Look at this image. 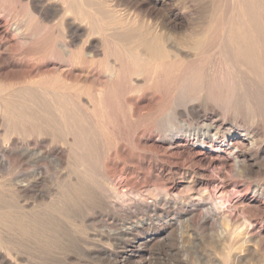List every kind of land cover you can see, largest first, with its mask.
<instances>
[{
  "label": "rangeland",
  "instance_id": "374dc122",
  "mask_svg": "<svg viewBox=\"0 0 264 264\" xmlns=\"http://www.w3.org/2000/svg\"><path fill=\"white\" fill-rule=\"evenodd\" d=\"M131 1L139 4L148 19L156 23L169 17L171 22L188 26L194 32L219 27L225 30L230 27L228 22L238 27L237 15L252 12V6L258 3V0H253L255 4L252 0ZM0 4V84L13 90L18 101L28 99L30 103L40 96L39 102L36 99L32 102L35 108L43 109L45 98L52 97L43 85L45 76L55 83L80 85L77 86L80 89L92 86L96 72L78 67L68 78L71 67L55 59L51 49L44 46L42 38L47 33L59 39L57 20L47 30L37 28V31L30 21L22 22L20 4L13 0H0ZM212 13L215 15L212 20L220 25H213ZM216 16L220 20H215ZM208 22H213L214 27ZM76 45L78 49L81 44ZM219 68L225 70L222 65ZM242 69V72L235 70L240 72L235 74L240 81L249 78L248 71ZM260 71L264 72V68ZM129 98H117L107 113L102 107L106 116L98 117L97 124L103 142L96 144L97 156L91 160L96 159L95 163L84 161L79 154L70 155L66 146L58 142L57 125L53 124L52 128L57 129H50L40 139L30 134L35 129L33 125L19 116L15 115L19 123L25 122V130L14 129L15 116L4 121L0 117V227H4L0 228L3 246L0 252H10L20 264H264V98L259 100L263 105L259 107L260 122L259 119L253 122L242 110L244 100L234 110L229 109L233 102H221L220 119L225 127L217 143L189 137V133L167 136L169 126L165 123L166 115L160 119V108L151 110L147 98L138 101L130 98V102ZM201 103L196 105L203 113L219 115L200 106ZM155 117L164 120L160 123ZM183 118L174 121L176 128L182 125L184 129H196L193 117L186 118L190 122ZM246 131L253 137L254 145L244 137ZM52 133L55 135L51 136ZM221 140L232 143L233 150L239 148L246 159L237 163L229 148L220 144ZM86 162L93 167L87 165L92 173ZM82 167L84 171L80 170ZM23 185H28V189L23 190ZM223 195L225 198H221ZM192 213L197 216L194 218ZM4 218L10 226L3 225L7 224L2 222Z\"/></svg>",
  "mask_w": 264,
  "mask_h": 264
},
{
  "label": "bare ground",
  "instance_id": "6f19581e",
  "mask_svg": "<svg viewBox=\"0 0 264 264\" xmlns=\"http://www.w3.org/2000/svg\"><path fill=\"white\" fill-rule=\"evenodd\" d=\"M13 1L21 5V14L24 19L23 21L21 19V21L27 24L30 21L29 24H31L32 27L37 26L35 27L37 31V28L47 30L49 24L57 20L56 22L58 23V29L60 31L59 39L55 38L50 32V34L45 32L47 34L45 37L43 36L44 38L42 39H44V46H48V48L51 49V53L55 56V59L69 66V68L71 67L68 78H70V74L73 75V70L78 67L88 71H90V69L93 70L97 73V78H94L90 88H84L83 86V88L80 89L77 88V86L79 87L80 85L55 83L48 80L46 76L45 78L43 77L45 80L43 85L46 87L45 89L48 93H51L49 95L52 97L47 98V102L45 98V103L43 104L44 108L41 110H39L40 105H37L39 107L37 109L35 108L36 104L32 102L33 99H36V102L40 96H38V98H33L31 100L32 104L31 102L29 103L28 99L25 100L24 97L23 99L25 101H18L19 98H16L13 90L11 91V89L5 88L6 86L4 87L0 84V117L4 121L8 118L13 119L15 115L19 116L18 118L24 121L26 120L30 126L33 125L32 127L35 129L32 128L33 130L30 131V134L37 137L39 136V138L40 136L44 137L46 132L50 129L51 131L52 129L53 131L57 129L52 128L53 124L55 127L57 125L60 132L58 133L60 135H57L60 137V141L58 142L66 146L72 156H74L73 154H79V157L87 162L97 156L95 154L98 151L97 148L99 147L97 146L99 145L96 146V144L102 141L100 140L101 131H98L99 125L97 124V118L103 115L106 116L105 113L114 106L116 99L123 96L136 99V101L141 97L147 98L151 103V106H149L151 110L154 111L156 108H160V111L158 109V114L161 112L159 117L166 115V118H164L166 119L165 123L169 126V135L167 136L172 137L181 133H189V137L192 136L197 139L201 138L203 141L208 140L210 143H217L221 138L222 129L225 127L220 119L221 113L219 110L221 107L219 104L221 102H233L229 109L234 110L235 108L237 109V104L244 100L245 109L242 107V110L251 116L253 122L258 119L259 122L262 120L259 107L263 105H261L262 101L260 103L259 100L261 99L260 97L264 98V77L262 75L264 72L261 73L260 71L264 68V0H258L256 4L254 2L255 0H252L254 2L252 4H255L252 8L250 6L252 12L246 11L248 9H242L245 10L246 13L243 14V16L237 15L239 17L238 27L235 25V22L233 23L235 26L228 22L230 25L228 28L227 24L226 28L228 29L221 30L219 27V29L216 28L211 31L205 30L202 32L190 31L188 26L187 28L180 27L174 23V20V22H171L169 17L167 20L164 19V21L163 17L162 21L160 20L159 23H156L154 20L148 19V16L145 15L147 13L144 14L141 11L140 5L131 0ZM13 6L12 3L11 9ZM232 12L234 11L232 10ZM16 15L17 14H15V16ZM213 16L215 15H211L212 18H209L212 20ZM216 17L217 18L214 17L215 20H218L219 16ZM234 17H236V15H234ZM238 17H236V19ZM14 19L16 21L17 16ZM223 21L225 22V20ZM213 22H208L211 24L212 28L214 27L213 25L217 23ZM218 25L220 24L217 23L216 26ZM204 27L206 28L207 26ZM222 28L224 29V27ZM19 30L21 31V28ZM77 43L81 44L78 49H76ZM218 65L219 67H221V65L225 67V70L224 68L221 70ZM242 68L248 71L249 78L247 75L248 79L240 81L235 78L237 77L235 74L239 72L235 70L241 69L242 72ZM86 72L87 71L84 73ZM86 76H88L87 73ZM76 77L74 75L75 80ZM35 83H37V81ZM39 89L37 88V91ZM29 92L28 90L27 93ZM31 92L33 93L34 91L31 90ZM23 94L24 92H22V95ZM17 96L19 97L18 94ZM27 96V98H29V95ZM43 96H41L42 99H44ZM198 102H202L200 106H205L214 113L217 112L219 115H207L203 113L196 105ZM139 105L140 103L136 104L137 108L141 106ZM102 107L104 108L103 111L106 110L105 113L102 112ZM129 108L132 110L134 107ZM18 112L20 113L19 115ZM151 115H153V113ZM155 115L156 113H154V116ZM17 116L13 119L14 121L16 120V127L14 126V129L19 128V130H22L25 122L19 123L16 119ZM181 117L185 119L193 117L194 121H197L196 129H184L182 125L176 128L177 125H175V127L173 123L177 122L178 119L182 120ZM155 118L158 119V117ZM162 118L160 117V119ZM160 119H158V122L164 120ZM86 121H89V123H85ZM187 121L190 122L189 120ZM165 123L162 124L164 125ZM36 124L40 125V127ZM35 125L37 127H35ZM184 126L187 125L184 123ZM23 130H25V128ZM25 134L27 135V133ZM52 135L55 134L52 133L51 136ZM249 136L250 134L246 131L244 137L252 141L253 144V137L251 138ZM54 141L56 140L54 139ZM220 144L229 148L228 151L235 157L238 161L237 163H239V160L242 158L244 160L246 159L245 154L238 150L239 148L233 150L234 146L232 143L227 144L225 141L221 140ZM95 151L96 153H94ZM58 153L56 154L59 155ZM79 157L78 159H80ZM87 162L85 163L86 167L88 165ZM92 162H94V159L91 163ZM85 164L83 166L84 168ZM79 167L81 166H78V168ZM83 167L80 170L84 171ZM89 168L92 169L93 167L91 168L89 166ZM87 169L85 171H87ZM88 171L91 172L89 169ZM94 171L97 170L95 169ZM94 173L96 176V172ZM88 175L90 178L89 173ZM81 176H83V174ZM93 178L95 177L93 176ZM88 180L89 179H87V181ZM89 183L91 184V182ZM93 184L95 183L92 182L91 185ZM24 185L22 186L23 190H27L28 185L27 187ZM112 189L113 193L116 194L117 189ZM221 198H225L224 195L221 196ZM233 202L234 200L229 201V203ZM192 215L194 218L197 216L196 213H192ZM4 217L6 218L7 216L5 215ZM9 221L10 220H8V222ZM2 222H6V219ZM10 222L12 223V220ZM8 224L9 223H4L3 225ZM2 228L4 227L2 226ZM3 230L5 231L6 229ZM1 238L0 249L3 250ZM3 243L5 244L6 242L3 241ZM5 249H9V247L6 248L5 246ZM0 264L20 263H18L10 252L2 251L0 252Z\"/></svg>",
  "mask_w": 264,
  "mask_h": 264
}]
</instances>
